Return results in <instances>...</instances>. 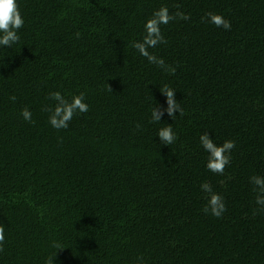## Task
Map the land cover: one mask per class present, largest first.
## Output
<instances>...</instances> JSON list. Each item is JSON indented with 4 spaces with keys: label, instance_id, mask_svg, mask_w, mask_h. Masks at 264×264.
Listing matches in <instances>:
<instances>
[{
    "label": "trees",
    "instance_id": "obj_1",
    "mask_svg": "<svg viewBox=\"0 0 264 264\" xmlns=\"http://www.w3.org/2000/svg\"><path fill=\"white\" fill-rule=\"evenodd\" d=\"M17 2L20 39L0 46V264H264V0ZM162 9L146 50L174 73L134 46ZM164 87L182 115L153 122ZM53 92L88 111L52 127ZM205 133L234 142L222 175Z\"/></svg>",
    "mask_w": 264,
    "mask_h": 264
},
{
    "label": "clouds",
    "instance_id": "obj_2",
    "mask_svg": "<svg viewBox=\"0 0 264 264\" xmlns=\"http://www.w3.org/2000/svg\"><path fill=\"white\" fill-rule=\"evenodd\" d=\"M157 20L149 21L146 25L148 30V36L145 38L144 43H137L134 45L141 55L145 56L149 63L158 65L161 68H167L168 71L174 73L175 69L170 68L165 65L162 59H157L156 57L150 55L146 46L154 47L158 42H162V38L159 36L158 28L156 25L160 22L167 23L171 17L168 16L167 10L162 9L161 12L157 13ZM209 19L212 23L215 24L218 28H223L225 31L231 30V23L225 20L221 16L208 14ZM162 17V20L159 19ZM188 19V17H182ZM24 25V19L21 15L17 0H0V46L11 47L13 44L18 43L20 37L18 35L19 30ZM163 95L166 97L167 108L163 111L159 110V106L155 107L152 110V121L161 122V118L164 114V111L167 112V115L173 118L175 113L182 115V109L180 104L175 99L176 91L169 87H164L160 90ZM15 99V97H11ZM50 99L57 102V106L52 111V116L49 119V123L52 127L56 129L68 127L69 122L72 120L73 116L79 113H86L88 111V105L84 102V94L81 93L78 96L72 98L71 103L65 101L64 97L59 92H53L50 94ZM21 115L25 120L31 119V112L25 108ZM157 137L159 138L161 144L170 145L172 144L176 136L171 128L167 126L159 130ZM200 142L202 148L209 153V161L206 165L209 171L213 173L223 174L225 166L229 163V156L227 153L235 146L234 142L226 141L222 146H217L213 143L211 138L207 133L201 135ZM256 185L264 188V180L259 178L254 179L253 181ZM202 190L205 192H211L209 185H202ZM257 204L264 206V196L257 198ZM225 211L223 199L218 194H212L209 198L208 206L205 208V212H210L214 217H221ZM5 242L4 229L0 227V251L3 250V245Z\"/></svg>",
    "mask_w": 264,
    "mask_h": 264
}]
</instances>
